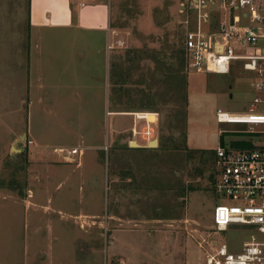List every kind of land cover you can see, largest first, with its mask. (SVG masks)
<instances>
[{
	"label": "rangeland",
	"instance_id": "obj_1",
	"mask_svg": "<svg viewBox=\"0 0 264 264\" xmlns=\"http://www.w3.org/2000/svg\"><path fill=\"white\" fill-rule=\"evenodd\" d=\"M184 1L118 0L109 87L96 80L88 94L83 60L58 55L39 65L35 88L25 0H0V264H205L210 240L230 249L246 241L244 228L214 232L213 156L193 148H215L220 132L226 144L248 137L214 112L240 114L261 94L238 61L225 75L187 70ZM111 110L155 113L154 121L147 129ZM154 139L156 148H124ZM156 233L166 238L158 251Z\"/></svg>",
	"mask_w": 264,
	"mask_h": 264
},
{
	"label": "built area",
	"instance_id": "obj_2",
	"mask_svg": "<svg viewBox=\"0 0 264 264\" xmlns=\"http://www.w3.org/2000/svg\"><path fill=\"white\" fill-rule=\"evenodd\" d=\"M74 1L84 6L93 0ZM178 10L188 14L182 22L187 70L225 75L238 61L243 72L255 76L253 88L261 94L240 114L219 109L214 113L217 124L246 127L238 133L250 134L257 143L246 148L222 144L213 149V230L225 232L236 227L248 233L246 241L235 249L210 240L205 264H264V141L260 143L264 138V106L256 105H264V0H185ZM132 115L143 120L148 129V122L138 117L141 114ZM131 133L135 134L134 128ZM145 135H149L147 131Z\"/></svg>",
	"mask_w": 264,
	"mask_h": 264
},
{
	"label": "crops",
	"instance_id": "obj_3",
	"mask_svg": "<svg viewBox=\"0 0 264 264\" xmlns=\"http://www.w3.org/2000/svg\"><path fill=\"white\" fill-rule=\"evenodd\" d=\"M117 1L118 0H93L87 5L78 6L74 0H25V17L29 38L28 50L29 53L35 51L36 56V59H34L37 71L34 85L36 89L38 87L39 89L42 88V81L44 80L42 76H39V65H50L53 64L54 60L56 63L59 57L64 62L66 59L69 63L75 60V64L76 60L78 64L83 60L85 67L81 69V71H85L90 78V84L87 86V89L89 90L88 94H91L90 92L93 89L96 80H98L100 90H102L103 79H106V88L107 86L109 87L111 66L114 59L117 57V54H115L113 50V47L117 42H114V31L111 27V24L114 21L113 16L117 10ZM108 46H111L110 50L107 49ZM57 55L59 57H57ZM32 57L31 55H28V81L32 71ZM101 69L105 70V75L94 76L97 72L100 74ZM75 70L77 72L80 68L77 69L76 67ZM28 88L29 86H27V91ZM186 99L187 108L191 99L189 93L187 94ZM106 114L132 116L134 113L111 110L110 112H106ZM138 114H141V116L138 117L145 119L146 122H148V125L153 123L154 119L152 116H154L155 113ZM189 120L187 114L185 143L187 147L193 148L190 143L192 141V132L188 127ZM245 129L246 127H243L237 132H244ZM220 133H218L217 136V145H219ZM242 134L247 135L248 137L233 138L229 140L228 144L224 143L221 139L222 144L231 145L232 142H243L247 144V146H250L257 143V140L252 138L250 134ZM83 140L84 138H79V142H82ZM134 144L137 148H132L129 145H126L124 148H127L130 152L146 148V146H139L135 141ZM193 149L204 150L214 148L194 147ZM80 153V151L79 154L77 152L79 157H81ZM75 167L76 169L80 168L81 162L79 163L78 161V163L75 164ZM163 235L164 233L154 234L157 251L161 250L164 245L166 246V238ZM168 245V249L166 250L170 251L171 242H169ZM181 247L179 249L180 253L182 254L184 252V255L188 257L185 252V247L182 248V250Z\"/></svg>",
	"mask_w": 264,
	"mask_h": 264
},
{
	"label": "trees",
	"instance_id": "obj_4",
	"mask_svg": "<svg viewBox=\"0 0 264 264\" xmlns=\"http://www.w3.org/2000/svg\"><path fill=\"white\" fill-rule=\"evenodd\" d=\"M240 134H242V133H240ZM222 135H223V133L221 132V133L219 134V145H222V141H221V137H222ZM231 145H232V146H235V147H239V148H246V147H249V145L247 146V144H245V143H243V142H232ZM197 151H198V152H196V153H198V158H200V157H201L203 154H205V153H208L209 156H210V155L213 156V150H209V151H207V150H197ZM11 188H12V187H11ZM187 190H188V191H192L193 188H192L191 186H188ZM18 194H20V193L18 192Z\"/></svg>",
	"mask_w": 264,
	"mask_h": 264
},
{
	"label": "water",
	"instance_id": "obj_5",
	"mask_svg": "<svg viewBox=\"0 0 264 264\" xmlns=\"http://www.w3.org/2000/svg\"><path fill=\"white\" fill-rule=\"evenodd\" d=\"M128 145H129L130 147H132V148H137V146L134 144V142H130ZM155 147H156V140H155V139L149 141V142L147 143V146H146V148H155Z\"/></svg>",
	"mask_w": 264,
	"mask_h": 264
},
{
	"label": "bare ground",
	"instance_id": "obj_6",
	"mask_svg": "<svg viewBox=\"0 0 264 264\" xmlns=\"http://www.w3.org/2000/svg\"><path fill=\"white\" fill-rule=\"evenodd\" d=\"M149 129V128H148Z\"/></svg>",
	"mask_w": 264,
	"mask_h": 264
}]
</instances>
